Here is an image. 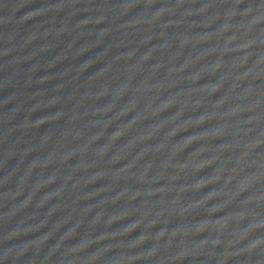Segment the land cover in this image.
<instances>
[{
    "label": "water",
    "instance_id": "95a60500",
    "mask_svg": "<svg viewBox=\"0 0 264 264\" xmlns=\"http://www.w3.org/2000/svg\"><path fill=\"white\" fill-rule=\"evenodd\" d=\"M0 264H264V0H0Z\"/></svg>",
    "mask_w": 264,
    "mask_h": 264
}]
</instances>
